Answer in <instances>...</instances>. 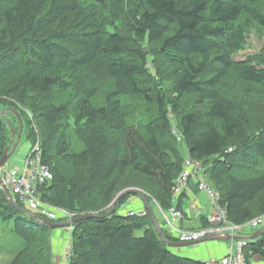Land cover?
<instances>
[{"label":"trees","instance_id":"trees-1","mask_svg":"<svg viewBox=\"0 0 264 264\" xmlns=\"http://www.w3.org/2000/svg\"><path fill=\"white\" fill-rule=\"evenodd\" d=\"M257 4L0 0V110L19 113L32 143L40 130L42 161L50 168L47 181L38 186L41 200L77 218L102 216L117 193L129 187H120L121 179L141 176L155 188L154 196H146L152 211L158 210L155 202L166 211L174 204V182L186 158L179 147L183 143L187 157L201 162L203 176L218 194L229 222L245 225L264 213V200L255 206L264 192V128L249 131L238 116L235 99L223 87L229 71L240 82L264 88V69L234 61L246 46L251 26L264 32V11ZM141 44L157 46L164 61L180 67L175 92L194 96L205 112L183 110L161 92V83L158 88L143 85L140 75L152 78L151 66L159 61H150ZM82 76L85 86L72 88L71 79ZM107 83L111 88L104 102L94 103L99 87ZM59 97L66 101L57 102ZM127 98L143 105L139 120L126 115ZM170 108L177 115L179 138L172 131ZM7 121L17 132V117L9 114ZM10 137L0 117V159ZM129 199L141 200L137 193L125 194L107 216L71 225L67 264H203L164 244L148 213L128 216L138 211L124 209ZM155 218L165 239L177 242ZM2 223L12 224L23 241L10 264H53L49 228L16 211L0 192ZM263 235L264 229L257 239L247 240V260L264 255Z\"/></svg>","mask_w":264,"mask_h":264},{"label":"rangeland","instance_id":"rangeland-1","mask_svg":"<svg viewBox=\"0 0 264 264\" xmlns=\"http://www.w3.org/2000/svg\"><path fill=\"white\" fill-rule=\"evenodd\" d=\"M257 2H258L257 4L258 8L264 11V0H257ZM241 21L242 20H240V22ZM140 46L145 48L146 51L149 52L148 55L150 61L152 59L159 61V64L155 62V64L151 66L152 78L147 77L145 75H140V81L143 83V85L145 87L158 88L159 86H157V84L161 83L160 86L161 92L164 93L168 97V99L175 101L176 105H178L180 108H183V110L195 111L196 113L205 112L204 106L198 104L194 96L179 95L175 92L174 79H175V75L179 73L180 67H178L173 63L166 62L167 60L164 61L163 57L159 55L157 46H152L150 48L142 44ZM234 61L237 63H244V64L247 63L256 68L264 69V32L262 31L261 28H259L256 25L251 26L250 33L247 35L246 38V46L240 53L235 55ZM156 64L157 67L159 66L158 67L160 71L159 73H161V75H163L164 78L157 76V74L159 73H158V69L156 68ZM85 79L86 76L71 79L72 81L71 87L76 90H80L83 86H85V83H87ZM223 87L226 88L231 98L235 99L238 105V116L245 121L246 128L249 129V131H251L252 133L257 131L258 129H263L264 128V88L253 87L243 82H240L238 79H236V77L232 74V72L229 71L227 72L225 80L223 81ZM110 88H111V83L101 85L99 87V92L93 102L98 105L102 104ZM56 101L59 103H64L66 101V98L59 97V99H57ZM139 105L143 106L142 104L139 103V101H136L135 98L125 99L124 111L126 115L133 116V118L137 120H139V118H142L144 116L143 113L144 110L143 107H139ZM23 111L26 113V115H28L29 118L31 119L33 118L29 110L27 109L24 110L23 108ZM169 113H170L169 118H171L173 125L172 131L173 132L176 131V133H178L180 137V133L176 128L177 115L172 112V108H170ZM218 126L220 128L219 124ZM36 133L40 137L41 133L39 128L36 129ZM32 141L33 138L32 140L27 139L23 131L19 143L16 147L15 153L6 163L7 169L13 170L16 167H20L22 165L26 153L33 144ZM179 147L183 156L187 158V151L185 145L183 143H179ZM201 175L203 176V172L201 173ZM120 182H121L120 187L129 185V187H126L122 190L120 189L121 190L120 192L126 189L133 188L141 191L144 194V196H148V194H151L153 196L155 195V188L144 177L141 176L124 177L123 179H121ZM191 182L195 183L196 181L195 179H192ZM263 200H264V192L257 199L255 206L259 208V204H261ZM130 205H131V200L129 199L126 202L124 209H127V207ZM23 206H24L23 209L27 210L26 209L27 206L26 205ZM153 211L158 221L160 223L163 222L159 210H157L155 207ZM255 219H261L256 230L251 229L249 227H245L239 236H245L247 233L248 235H253L254 232L264 228V213H261L260 216L259 215L256 216ZM184 228L186 227L184 226ZM57 229L60 230L54 229L53 231H50L51 242L49 244V248H50V253L52 254L53 264H67L66 263L67 261L65 262L64 259L60 260L57 258L58 253H60V256H63L64 247H65V242H63V238H64V233L65 236H67V231L65 230L66 228H57ZM166 231L168 233L167 229ZM135 234L138 236L141 235V232L138 231ZM224 242L228 243V241H224ZM37 245L40 246L39 243H37ZM194 247L195 246H191L186 248H177L173 250L176 251V253L179 256L202 261V259H198V258L196 259L195 257H192L191 255L187 254L186 250L188 249L190 250ZM22 248H23V241L12 231V224L2 223L0 225V264H10L15 259L17 254H19Z\"/></svg>","mask_w":264,"mask_h":264},{"label":"built area","instance_id":"built-area-1","mask_svg":"<svg viewBox=\"0 0 264 264\" xmlns=\"http://www.w3.org/2000/svg\"><path fill=\"white\" fill-rule=\"evenodd\" d=\"M173 133L179 138V134L176 131ZM49 171V166L42 161L41 141L39 136H36L34 143L25 155L22 165L13 170H9L5 164L0 170V174L3 183L12 194L15 203L18 201L22 205H26V209L38 218L48 221L55 220L60 223L77 218L76 213L50 205L41 200L38 193V186L47 181ZM202 172L203 168L200 161L188 157L185 158L183 161V169L174 182L172 190L173 206L164 211L155 202L161 213L165 228L168 230V234L177 240L175 243L195 242L213 235L239 237L240 239L228 241L227 251L223 255L204 259L202 261L203 264H254L246 259L243 252L247 244V239L239 235L245 227L256 230L261 219H253L245 225H237L229 222L226 209L219 202L218 194L208 184L204 176L201 175ZM192 179H195L197 188L202 191L208 202V210L204 216L207 225L196 230L183 227L182 223L185 212L175 206L178 199L187 191ZM146 214L147 211L144 208L127 213L128 216L136 215L139 217H144ZM71 225L66 228L67 236L65 238L63 252L65 262L68 261L72 251Z\"/></svg>","mask_w":264,"mask_h":264},{"label":"water","instance_id":"water-1","mask_svg":"<svg viewBox=\"0 0 264 264\" xmlns=\"http://www.w3.org/2000/svg\"><path fill=\"white\" fill-rule=\"evenodd\" d=\"M9 114H13L17 117L18 120V130L17 132H15L11 126L9 125L8 121H7V115ZM0 117H2L4 119V121L6 122L9 130H10V142L9 145L5 148L4 154L2 155L1 159H0V170L4 167V165L7 163V161L13 156V154L15 153L16 147L19 143L20 137L23 133V125H22V120L21 117L19 115V113L17 111L11 110V111H3L0 110ZM0 192L2 194V196L5 198L6 202L8 203V205H10L12 208H14L16 211H18L19 213L25 214L30 218L35 219L37 222H39L40 224L46 226L49 228L50 231L57 229V228H63L65 226H69L71 224H74L76 222L82 221V220H86V219H90V218H95V217H104L107 216L109 214L110 211H112L116 204L118 203V201L120 200L121 197H123L125 194L128 193H137L141 200L142 203L144 205L145 210L147 211L151 221L153 222L155 229L160 237V239L163 241L164 244H166L169 248H186V247H191V246H195L197 244L200 243H204V242H208V241H229V240H237L240 239L239 237H231V236H219V235H213V236H208L205 237L199 241H195V242H189V243H173V242H169L168 240L165 239L161 227L158 224L153 211L150 207V205L148 204L147 200H146V196H144V194L139 191L138 189H126L120 193H118L115 197V199L112 201V203L109 205L107 212L102 215V216H97V215H83L81 217L72 219L70 221H66L63 223H51L50 221L46 220V219H42V218H38L35 214L29 212L28 210H25L21 207H19L15 201L14 198L12 196V194L10 193V191L8 190V188L5 186V184L3 183L2 179H1V174H0ZM264 228L256 231L253 235H251L250 237L247 238V240H255L259 237V235L262 233Z\"/></svg>","mask_w":264,"mask_h":264},{"label":"crops","instance_id":"crops-1","mask_svg":"<svg viewBox=\"0 0 264 264\" xmlns=\"http://www.w3.org/2000/svg\"><path fill=\"white\" fill-rule=\"evenodd\" d=\"M204 196V197H203ZM181 210L185 212L183 220V227L186 229L196 230L205 227V213L208 210V202L205 195L200 191L196 184L190 182L188 189L185 194L181 197ZM142 202L140 199H134L131 201V205L127 209H140L142 208ZM250 228V227H249ZM252 229V228H251ZM255 233V232H254ZM248 233L245 236H241L245 239L250 237ZM63 242H65V233ZM228 248V243L224 241H208L195 245L194 248L186 250L188 255L195 257L196 259H207L209 257H220L223 255ZM58 253V259H63ZM249 261L254 264H264V256H252L249 257Z\"/></svg>","mask_w":264,"mask_h":264},{"label":"bare ground","instance_id":"bare-ground-1","mask_svg":"<svg viewBox=\"0 0 264 264\" xmlns=\"http://www.w3.org/2000/svg\"><path fill=\"white\" fill-rule=\"evenodd\" d=\"M81 217V216H80Z\"/></svg>","mask_w":264,"mask_h":264}]
</instances>
